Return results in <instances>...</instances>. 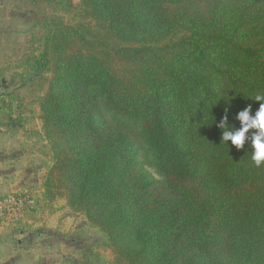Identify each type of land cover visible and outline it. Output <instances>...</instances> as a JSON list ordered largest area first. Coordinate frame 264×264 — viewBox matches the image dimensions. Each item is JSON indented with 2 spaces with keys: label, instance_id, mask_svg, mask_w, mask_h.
Masks as SVG:
<instances>
[{
  "label": "trees",
  "instance_id": "16d2710c",
  "mask_svg": "<svg viewBox=\"0 0 264 264\" xmlns=\"http://www.w3.org/2000/svg\"><path fill=\"white\" fill-rule=\"evenodd\" d=\"M80 8L94 25L51 19L29 59L51 74L43 200L104 233L108 264H264V165L217 127L264 103V0Z\"/></svg>",
  "mask_w": 264,
  "mask_h": 264
},
{
  "label": "rangeland",
  "instance_id": "374dc122",
  "mask_svg": "<svg viewBox=\"0 0 264 264\" xmlns=\"http://www.w3.org/2000/svg\"><path fill=\"white\" fill-rule=\"evenodd\" d=\"M67 1L0 0V124L18 127L21 135L34 136L38 150L44 152L42 164H47V169L52 164V154L42 134L38 101L46 92L51 74L37 76L29 59L40 52V39L51 19L71 25L80 22L94 25L80 11V0H70L74 11L65 6ZM28 191L35 198L39 195L33 187ZM56 202L60 218L59 222H52V227H46L42 221L40 216L45 210L38 200L37 205L25 208V225L41 223L26 230L35 240L33 244H24L27 251L35 250L34 264H108L113 254L104 233L83 214L69 208L65 199ZM23 224L17 232L28 227Z\"/></svg>",
  "mask_w": 264,
  "mask_h": 264
},
{
  "label": "crops",
  "instance_id": "0c3cea01",
  "mask_svg": "<svg viewBox=\"0 0 264 264\" xmlns=\"http://www.w3.org/2000/svg\"><path fill=\"white\" fill-rule=\"evenodd\" d=\"M17 128L0 124V197L16 191L31 190L33 187L45 210L40 217L46 227H52V222H59L57 218L60 208L57 209L56 201L48 205L43 200L42 184L48 165L42 164L43 151L38 150L35 137L28 133L21 135V130ZM23 222V227H28L18 232V229L6 230L0 227V264H34L36 252L34 249L27 251L24 244H33L35 240L26 230L41 223L36 222L32 226L25 225L26 220Z\"/></svg>",
  "mask_w": 264,
  "mask_h": 264
},
{
  "label": "clouds",
  "instance_id": "9594fccd",
  "mask_svg": "<svg viewBox=\"0 0 264 264\" xmlns=\"http://www.w3.org/2000/svg\"><path fill=\"white\" fill-rule=\"evenodd\" d=\"M257 102L264 101V94L250 96ZM240 122V127L235 128L228 122L227 110L217 127L222 130V143L231 144L241 149L249 142L252 148L251 160L256 167L264 165V103H260L258 110L252 114V106L248 105L239 111L235 117ZM250 130H253L250 132Z\"/></svg>",
  "mask_w": 264,
  "mask_h": 264
},
{
  "label": "built area",
  "instance_id": "2783aa9c",
  "mask_svg": "<svg viewBox=\"0 0 264 264\" xmlns=\"http://www.w3.org/2000/svg\"><path fill=\"white\" fill-rule=\"evenodd\" d=\"M40 202L39 196L36 197ZM28 190H21L0 197V227L15 230L23 222L27 206L37 205V200Z\"/></svg>",
  "mask_w": 264,
  "mask_h": 264
}]
</instances>
